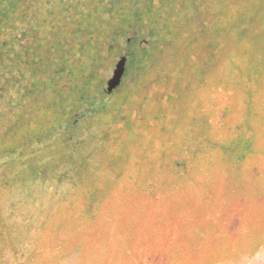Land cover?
<instances>
[{"label": "rangeland", "instance_id": "374dc122", "mask_svg": "<svg viewBox=\"0 0 264 264\" xmlns=\"http://www.w3.org/2000/svg\"><path fill=\"white\" fill-rule=\"evenodd\" d=\"M61 1L65 8L86 5L81 0H33V5ZM110 1L103 2L107 5ZM220 1L222 5L216 7L214 4L211 6L209 0L200 3V13L196 15L202 17L208 26L205 32L196 30L191 34L190 50L182 53L176 48L181 52L178 51L179 56L175 59L169 53L153 52L152 77L148 74L150 79L142 81L148 83L145 91L149 94L143 102L131 99L136 105L133 104L130 111H124L126 122L119 120L102 130L95 117L98 112L94 114L93 108L82 105L76 110L79 118H75L73 113L69 118L77 125L70 140L63 136L66 127L61 123L51 136L22 145L18 143L31 122L26 125L29 115L23 118L17 114L22 120L17 128V143L14 142L13 146L18 144L19 149H28L21 160L16 149L2 154L0 174L3 167L8 168V178H11L31 163L38 166L60 162L62 165L49 171L46 178H30L31 174H24L25 178L8 181L0 175V264H31L30 256L39 239L43 238V230L47 233V240L51 241L60 235L56 229L58 224L63 227V235L69 234L71 245L65 249L62 259L50 264H264V220L256 221L258 213L259 218L264 219V79L261 80L264 69L260 70V76H255L259 78L254 79L253 89L250 88L252 96L245 97L244 90L235 85L244 71L235 68L236 63L231 57L223 59V54H227L224 47L229 46L230 56L237 51L233 43L226 46L229 39L223 35L222 21L227 10H242L248 6L249 0H238L232 5H228L227 0ZM125 4H128L127 0L122 1V5ZM101 10L98 16L103 14L108 21L106 9ZM61 13L66 16L64 11ZM146 40L149 41L148 38ZM140 42L134 45L135 50L146 46L144 41ZM106 44L103 41L107 55ZM115 45L97 65L95 78L103 81L104 93L116 64L122 56L129 55L125 39L119 38ZM61 53L57 51V56ZM131 60L129 58L123 81L126 84L132 83L138 73V67H133ZM121 89L109 95L106 105L122 97ZM223 114L225 116L222 117ZM8 120L5 119L2 125ZM237 125L239 133H235ZM29 128L34 130L31 125ZM103 134L110 135L107 141H103ZM236 138L244 140L242 147L234 146ZM256 152L259 154L254 156ZM237 154L245 157L246 163L242 168L248 177L245 180L235 178L233 174L231 164ZM81 163L99 171L81 176L74 167ZM256 173L259 174L258 179H253V176L257 177ZM178 177L179 188L172 192L175 197L169 203L179 201L180 208L174 210L173 204L162 208L159 212L164 218L162 221L174 222L178 218L184 229L187 225L194 230L205 226L201 228L206 229V238L210 239L216 231L209 228L218 222L217 213H221L231 237H222L213 241L210 247L203 248L199 246L198 239L207 240L203 238L205 236L183 234L179 247L182 253L175 256L173 247L167 243H154L153 231L150 230L152 224H145L149 220L145 214L148 208H132L136 202L128 198L120 205L117 203L118 209H115L111 207L109 198L106 199L118 193L124 196L128 188L132 191L133 182L147 184ZM93 188L96 191L92 197L94 210L99 211L100 208L102 217L99 219L103 221V227L99 230L83 225L84 229H75L77 216L86 212L84 194H91ZM224 199L226 205L222 206ZM67 205H74L75 212L67 213ZM112 213L122 219L116 228L104 225ZM128 217L134 222L141 218L143 221L136 222L133 227L127 223ZM257 223L260 228L255 231ZM139 224L143 228L136 229ZM227 239H232V244L229 245ZM144 247H147L146 251H143Z\"/></svg>", "mask_w": 264, "mask_h": 264}, {"label": "trees", "instance_id": "16d2710c", "mask_svg": "<svg viewBox=\"0 0 264 264\" xmlns=\"http://www.w3.org/2000/svg\"><path fill=\"white\" fill-rule=\"evenodd\" d=\"M204 1L131 0L128 6L122 10L123 15L115 19L114 26H111L112 22L108 14L106 15L108 21L104 19L103 14L100 15L101 17L98 16L103 8L95 1H89L82 8L79 6L65 8L63 1L57 4L46 2L40 4L41 2H38V5H33V0H0V132L2 133L0 136V157L5 152H15L16 149L19 151L18 156L21 160L28 148L19 149L18 144L35 143L47 138L54 133L55 129L61 127V123H65L63 126L66 127L63 136L70 140L76 132L77 125H75V121H69V118L72 113L75 118H79L80 114L76 112L78 106L89 105L90 108H93L94 114L98 112L95 117L102 130L108 129V126L116 121H125L124 111L133 108L135 101L140 99L141 102L147 99L146 95L149 94V91H145V89L148 87V83L142 81L152 77L150 71L154 67L151 64L153 52H160L161 55L169 53L175 59L179 56V52L190 50L189 41L193 32L195 33L196 30L198 33L206 31L208 25H205L202 17L196 15V13H200V3ZM227 1H229L228 5H232L238 0ZM221 3L220 0H209L211 6L214 4L216 7L222 5ZM248 3V6H244L242 10L232 12L227 10L226 18L222 21L223 25L220 23L223 26V35L225 34V37L227 35L229 39L226 46L233 43L236 45L235 50L237 51L230 56L229 46L224 47L227 54L226 56L223 54V59L231 57L232 62L236 63L235 68L244 71L243 76L236 81L235 85L244 90L245 97L252 96L250 88L253 86L254 79L259 78L255 76H260V70L264 69V0H249ZM117 8L112 10L107 7L106 11L120 14ZM61 11H64L66 16H62ZM67 14H69L68 18H66ZM110 26L114 27L119 34L131 35L134 41H143L147 38L149 41L146 46L139 50H133L130 54L132 66L138 67L136 69L138 73L133 82L123 83L122 97L106 105L109 95L103 92V81L95 78V74L97 65L111 51L110 45L113 38L110 35ZM227 38L225 39L227 40ZM103 41L108 45L107 55L104 53ZM59 50L62 53L57 56ZM148 74L150 78H148ZM172 76L176 75L172 74ZM177 77L179 76L177 75ZM132 98L136 100L132 102ZM239 109L241 110V108ZM17 114L22 115L23 118L29 115L30 118L26 120V123L24 120L22 123L26 125L28 122L31 123L28 124L26 133L22 135L21 142L13 146L18 133L17 128L22 120L21 116L19 117ZM7 118L9 122L2 125ZM30 125L34 127L33 131L29 128ZM235 129V133H239L238 125ZM101 137L103 141H107L110 135L103 134ZM244 138L246 139V137ZM243 141L242 138L234 139V146L242 147ZM207 144H211L209 139ZM258 154L256 152L254 156ZM245 163L243 155L234 156L231 167L234 170L235 178L241 180L248 178L242 172ZM34 164L31 163L25 170L17 171L11 178H8V168L3 167L0 175L3 179L7 178L8 181L25 178L24 174L28 176L31 174L30 178H46L49 171L62 165L60 162L38 166ZM74 167L81 176L99 171L98 168L90 167L84 163L76 164ZM259 174L252 178L258 179ZM179 179L178 177L171 181L156 180L147 184L133 182L132 187L128 186L133 189L132 191L128 188L127 191H124V196L118 193V195H114L115 197L106 199L109 198L111 207L113 206L115 209L128 198H133L131 200L136 202L134 206H131L132 208L140 210L148 208L145 214H148L149 220L145 221V224H152L150 230L153 231L154 243L160 241L167 243V246L173 247L172 253L175 256L182 253V248L179 247L180 236L183 234L192 237L194 234L205 236L203 238L208 241L201 240V237L198 239L201 244L199 246L203 248L210 247L213 241L216 242L222 237H231L227 228L228 224L222 219L224 215L221 213H217L219 215L218 222L209 228V230L214 228L216 231V234L210 239L206 238L208 237L206 229L201 228L205 226L194 230L190 225H187L190 228L184 229L180 226L178 218L174 222L173 220H166L165 223L162 221L163 217L159 215V212L162 208H169L173 204L169 202L171 198L175 197V193L172 192L179 188ZM91 191V194L89 192L84 194L87 203L86 212H81L77 216L74 221L75 229L78 227L84 229L83 225L99 228V230L103 227V221L101 222L99 219L102 217L100 208L99 211H95V201L92 200L96 191L95 189ZM256 194L258 195V192ZM222 202V206H225L226 200L224 199ZM180 205L181 202L178 201L172 207L178 211ZM66 209L67 213L75 212L74 205H67ZM131 210L134 211V209ZM110 217L108 222H104V225L108 224V228L110 225L116 228L122 219L113 213ZM160 220L162 222H158ZM263 220L259 218L258 213L256 221ZM140 221L143 219L137 220V224ZM136 222L133 218H127V223L130 226L136 225ZM258 223L255 225V231L260 228ZM140 226V224L136 226V229ZM56 229L60 235L55 239L52 238L51 241L47 240V233L43 230V238L39 239L37 247L34 248L30 256L31 264L33 262H35L33 264H50L51 261H59L65 256V249L71 245L69 242L71 238L69 234L61 233L63 229L61 225L58 224ZM132 230L134 229L132 228ZM228 240L227 243L230 245L233 240ZM146 248L144 247L143 251ZM187 251L190 253V250ZM187 256L189 257L190 254Z\"/></svg>", "mask_w": 264, "mask_h": 264}, {"label": "flooded vegetation", "instance_id": "af4514ba", "mask_svg": "<svg viewBox=\"0 0 264 264\" xmlns=\"http://www.w3.org/2000/svg\"><path fill=\"white\" fill-rule=\"evenodd\" d=\"M89 1H95V3L96 4H98V5H100V6H102V8H104V9H106L108 6H110V9H112V10H115V8L116 7H118L117 8V10L120 12V14H118V13H114V12H107V14L109 15V18H110V20H111V22H112V24L113 23H115L116 21H114L115 19H118L119 18V16L120 15H123V12H122V10L123 9H125V7L126 6H128V4H125V6H123L122 5V1L123 0H111L110 2H108L107 3V5H106V3H104L103 1L104 0H82V3H84V4H87ZM128 1V3H130L131 2V0H127ZM101 3V4H100ZM125 3H127V2H125ZM121 7V8H120ZM119 8L121 9V10H119ZM112 26H114V24L112 25ZM111 29V36H112V38H113V44H111L110 45V49H114L115 47H116V45H115V43H117L118 44V40H119V38H121V39H125L126 40V44H127V47H128V49H129V55L128 56H125L126 58H127V63H126V71H125V74H124V77H123V79H122V82H121V85L116 89V90H118L120 87H122V84H123V81H124V78H125V76L127 75V69H128V64H129V58H131L130 57V54H131V52H133V50H135V47L136 46H134V45H136V42L137 41H134L133 40V37L131 36V35H123V34H119V33H117V31L115 30V28L114 27H111L110 28ZM119 29H121V27H119ZM144 41V45H147L148 44V41L147 40H143ZM140 42V41H139ZM142 42V41H141ZM141 42H140V44H141ZM122 57H124V56H122ZM121 57V58H122ZM120 58V59H121ZM120 61V60H119ZM117 65V64H116ZM116 90L112 93V94H108V95H113L115 92H116ZM106 92V91H105Z\"/></svg>", "mask_w": 264, "mask_h": 264}, {"label": "water", "instance_id": "95a60500", "mask_svg": "<svg viewBox=\"0 0 264 264\" xmlns=\"http://www.w3.org/2000/svg\"><path fill=\"white\" fill-rule=\"evenodd\" d=\"M126 63V57H122L117 63L111 79L107 82L106 93L112 94L121 85L122 79L126 71Z\"/></svg>", "mask_w": 264, "mask_h": 264}]
</instances>
